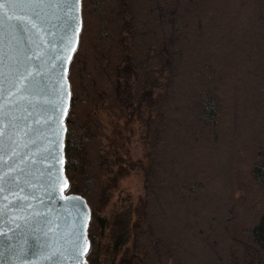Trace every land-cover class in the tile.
I'll use <instances>...</instances> for the list:
<instances>
[{
    "label": "trees",
    "instance_id": "obj_1",
    "mask_svg": "<svg viewBox=\"0 0 264 264\" xmlns=\"http://www.w3.org/2000/svg\"><path fill=\"white\" fill-rule=\"evenodd\" d=\"M80 20L63 194L86 264H264V0H80ZM135 118L142 162L111 131Z\"/></svg>",
    "mask_w": 264,
    "mask_h": 264
},
{
    "label": "water",
    "instance_id": "obj_2",
    "mask_svg": "<svg viewBox=\"0 0 264 264\" xmlns=\"http://www.w3.org/2000/svg\"><path fill=\"white\" fill-rule=\"evenodd\" d=\"M39 11L36 27L15 18L0 26V264H86L90 214L80 195L63 194L66 71L80 0Z\"/></svg>",
    "mask_w": 264,
    "mask_h": 264
},
{
    "label": "rangeland",
    "instance_id": "obj_3",
    "mask_svg": "<svg viewBox=\"0 0 264 264\" xmlns=\"http://www.w3.org/2000/svg\"><path fill=\"white\" fill-rule=\"evenodd\" d=\"M100 120L103 125L104 132L106 134H110L109 125L105 119L103 114H100ZM143 122L140 119H132L129 123L125 124V128H121V126H115L111 131L115 132V130H119L123 139V150L128 155V157L133 162H142L144 159V150L142 147V136H143ZM116 136V135H114ZM134 172V171H133ZM131 172L126 178H124L119 183V188L125 195H129L130 202H133L141 195V181L139 172L135 171ZM116 195H114L111 199L110 205L113 206V203L117 204Z\"/></svg>",
    "mask_w": 264,
    "mask_h": 264
},
{
    "label": "snow or ice",
    "instance_id": "obj_4",
    "mask_svg": "<svg viewBox=\"0 0 264 264\" xmlns=\"http://www.w3.org/2000/svg\"><path fill=\"white\" fill-rule=\"evenodd\" d=\"M64 4H71V0H62ZM78 2V0H77ZM51 0H0V9H3L5 6L11 10H19L24 13L25 16L29 17L28 20H24L21 16H16L15 13L13 16H7L6 13L0 11V26L5 18L11 20L15 18L20 23H31L32 27H36V24L32 22L31 17H35V20L39 21L41 19V9L44 5L48 4L50 6ZM75 19V17H72ZM74 41H68V51L73 50ZM59 183V181H57ZM66 181L64 184L66 185Z\"/></svg>",
    "mask_w": 264,
    "mask_h": 264
}]
</instances>
